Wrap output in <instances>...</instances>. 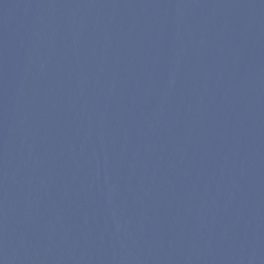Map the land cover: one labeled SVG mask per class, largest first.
<instances>
[{"label": "water", "instance_id": "obj_1", "mask_svg": "<svg viewBox=\"0 0 264 264\" xmlns=\"http://www.w3.org/2000/svg\"><path fill=\"white\" fill-rule=\"evenodd\" d=\"M0 264H264V0H0Z\"/></svg>", "mask_w": 264, "mask_h": 264}]
</instances>
